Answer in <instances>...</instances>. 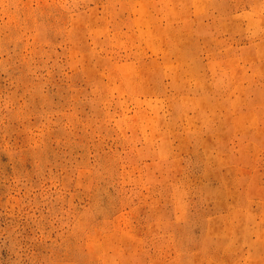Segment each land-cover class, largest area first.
I'll return each mask as SVG.
<instances>
[{
	"label": "rangeland",
	"instance_id": "374dc122",
	"mask_svg": "<svg viewBox=\"0 0 264 264\" xmlns=\"http://www.w3.org/2000/svg\"><path fill=\"white\" fill-rule=\"evenodd\" d=\"M0 264H264V0H0Z\"/></svg>",
	"mask_w": 264,
	"mask_h": 264
}]
</instances>
